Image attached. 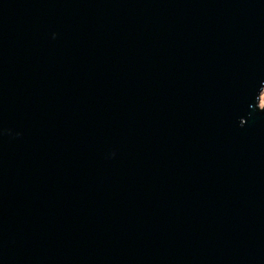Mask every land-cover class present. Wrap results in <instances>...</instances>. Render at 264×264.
Here are the masks:
<instances>
[{
    "label": "water",
    "instance_id": "1",
    "mask_svg": "<svg viewBox=\"0 0 264 264\" xmlns=\"http://www.w3.org/2000/svg\"><path fill=\"white\" fill-rule=\"evenodd\" d=\"M264 0H0V264H264Z\"/></svg>",
    "mask_w": 264,
    "mask_h": 264
},
{
    "label": "rangeland",
    "instance_id": "2",
    "mask_svg": "<svg viewBox=\"0 0 264 264\" xmlns=\"http://www.w3.org/2000/svg\"><path fill=\"white\" fill-rule=\"evenodd\" d=\"M260 104H264V88L260 94Z\"/></svg>",
    "mask_w": 264,
    "mask_h": 264
}]
</instances>
